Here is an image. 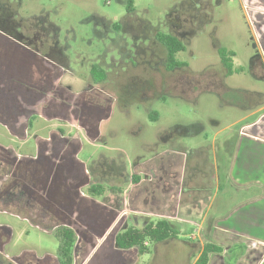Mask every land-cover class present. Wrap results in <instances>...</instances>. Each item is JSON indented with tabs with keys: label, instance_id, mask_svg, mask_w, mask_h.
<instances>
[{
	"label": "rangeland",
	"instance_id": "rangeland-1",
	"mask_svg": "<svg viewBox=\"0 0 264 264\" xmlns=\"http://www.w3.org/2000/svg\"><path fill=\"white\" fill-rule=\"evenodd\" d=\"M125 2L0 0L2 110L13 118L11 114H21L17 95L31 90L34 98L43 97L33 108L32 128L20 125L14 132L0 124V146L12 152L1 153L8 162L0 158L3 256L59 264L55 235L69 227L76 234L72 264H192L200 245L189 244L204 242V236L211 239L213 232L205 230L207 220L198 233L185 221L199 224L211 200L204 197L206 205H188L185 187L207 183L214 212L226 213L240 201L238 195L228 199L225 192L217 193V170L222 169L223 139L247 122L245 94H264L263 72L258 64L252 66L259 62L255 57L264 29H258L251 3L133 0L134 12L128 14ZM157 32L184 43L176 60L188 67L165 71ZM13 40L38 54L11 46ZM219 48L233 53V68L240 67L241 73L224 76ZM46 63L57 67L51 73L55 75L42 73L35 86L17 90L9 81L35 84L37 71ZM93 66L107 74L104 87L94 84ZM149 75L152 84L142 96L139 87ZM134 76L141 78L135 81ZM29 157L40 159L34 167H42L37 184L43 191L35 207L26 209L27 220L4 210L22 208L25 202L18 201L22 187L17 184L27 178L22 160ZM153 176L156 184H150ZM94 184L103 187L102 195L90 194ZM176 188L182 193L176 194ZM137 191L139 197L133 199ZM12 194L15 202L4 204ZM178 202L177 211H170ZM161 218L172 223L177 238L146 245L149 251L142 256L136 249L115 247L114 237L128 227L140 230L146 219Z\"/></svg>",
	"mask_w": 264,
	"mask_h": 264
},
{
	"label": "crops",
	"instance_id": "crops-1",
	"mask_svg": "<svg viewBox=\"0 0 264 264\" xmlns=\"http://www.w3.org/2000/svg\"><path fill=\"white\" fill-rule=\"evenodd\" d=\"M249 2L255 10L253 15L258 29H264V0H249ZM14 44L23 47L30 53L38 54L29 46L20 42L17 43L16 40H13L10 45L14 46ZM258 44L261 50L257 55V60L259 62L255 64L252 63V66H257L258 64L260 72H263L262 76H264L263 39H259ZM55 68L53 66L51 68L47 63L42 66L40 70L37 71L38 73L36 74L35 84L32 82L21 83L11 78L9 81L15 85L16 89L18 88L17 90L28 88L37 85V82L42 80L41 77L38 78L42 73L50 72L48 73V76L51 78L50 76L55 75L51 74ZM45 80H48V77H46ZM262 80L264 81V79ZM261 93L262 92H260V94ZM26 94L27 93L24 92L22 95H17L16 97V102L18 103V105H16L18 106L17 110L21 114L13 116V114L6 110L13 118H10L11 116H5L4 111L2 110L3 102L0 101V124L5 125L9 131L15 132L16 130L18 132L20 125H22V129L32 128L35 119L33 108L40 103H43V97L42 99L38 96L34 98L31 94V90L27 95ZM23 110L25 111L23 112ZM248 111L250 113L244 118L247 122L240 127L232 137H225L223 139V143L220 145L222 146V149H224L221 154L222 169L220 172L219 169L217 170V193L225 192L228 199L238 195L240 196L239 203L234 205L226 213L214 212L212 210V200L214 199V195L206 196L209 189L207 183L203 182L204 184L201 183L199 187L192 186V184H189L188 188L184 186L186 191H183V194L189 193L190 195V203H188V205L199 203L206 205V202L204 203V197L211 200L209 205H206L203 209L204 217L202 215L199 224L188 220L185 221L190 225L189 228H191V230L198 233L203 231V225H205V221L207 220L205 230L213 232V240L212 238L209 239V237L204 236V242L201 241L189 244L197 247L200 245L192 264L195 263L204 244L207 242H210L221 249L220 253L210 255L208 264H264V104L257 108H251ZM20 118L25 120L19 124ZM37 144L39 151L42 142L39 141ZM0 148L4 152H7V155L11 152L10 149L1 146ZM37 158L38 157L23 158L22 165H24L25 168L30 169L31 166L40 164V159ZM18 160L19 159H17L16 162ZM171 163L173 164V162ZM217 168H219L218 164ZM153 169L155 170V167L151 168V170ZM152 178L150 184H156L154 176ZM195 181L196 180L194 179L193 182ZM165 188L166 190L164 193L169 191L171 188L170 184L166 185ZM182 190L183 189H177L176 194H181ZM138 194L139 191L135 192L133 199L139 197ZM12 195V201H10L9 205H12L16 200L14 198L15 194ZM145 199L144 201H146ZM175 205L174 207L171 205L169 210L177 211L179 208V202ZM4 212L8 213L5 210ZM186 214L190 217L192 215V210H189ZM209 215L211 216L209 217ZM175 231L177 230L175 229ZM145 245H147V243H145Z\"/></svg>",
	"mask_w": 264,
	"mask_h": 264
},
{
	"label": "trees",
	"instance_id": "trees-1",
	"mask_svg": "<svg viewBox=\"0 0 264 264\" xmlns=\"http://www.w3.org/2000/svg\"><path fill=\"white\" fill-rule=\"evenodd\" d=\"M125 5H126V11L128 14H131L134 12L133 0H126ZM119 27L120 25H115L116 30H120ZM155 36H156V40L158 41L160 46L163 47L165 51L164 69L166 72H172L173 70H176V69L188 67L185 62H180L176 60V54L184 51L185 49V45L183 42H181L176 36L172 34H163V33L157 32ZM14 38L21 41L18 35L17 37H14ZM217 52L220 58L221 65L223 66L225 70V75H224L225 77H229L233 75L234 73L237 74V73L242 72L241 68H237V69L233 68L231 57L234 55L232 52H228L227 50L220 49V48L217 49ZM90 75L95 85L99 86V85H102L101 83L107 81V74L105 73L104 69H101L100 66H93L90 70ZM134 77L136 78L135 81H138L141 78L138 76L137 77L134 76ZM144 81L145 82L143 84H145V86L139 87L140 89H143L141 93L142 96L146 92L147 90L146 88L151 87L152 83H151L150 75L148 76V80H144ZM123 85H120V88ZM102 86L104 87L105 85H102ZM138 94L140 95L139 90H138ZM244 97L247 100V107L249 109L254 108L257 105L259 106V105L264 104V94H260V93L245 94ZM151 118L153 120H156V117L154 114H153V117ZM1 153L6 154L7 152H4L0 148V158H2V160L4 159L3 160L4 162H8V159L6 158V156L2 155ZM16 164H18V162H16ZM6 166L8 167L7 164ZM41 168H42L41 166H38V167L32 166L30 169H28L27 178L26 179L24 178V181L22 183L17 184V186L22 187L20 192L18 193V196H19L18 201H20L19 203H21V200L25 201L21 204L23 205L22 208L20 207H19L20 209L19 208L18 209H14V208L7 209L6 208L5 211H7L10 214L19 216L22 219L29 220V214L27 213V210H30V209L32 210V208H34L36 205V201L38 203V199L42 197L40 196V194H41V191H43V188L39 187L37 184V178H38L37 171L41 172L42 171ZM103 191H104L103 187L96 185V184L89 187V192L93 196H100L102 195ZM177 234L178 232L175 231L174 227L168 220L158 219L157 221L153 222V221L146 219L145 224L142 227V229L139 230L133 226H130L123 232L117 234L114 237V245L119 250L136 249L137 253L142 256L144 254H147L149 251L145 243H147V245L148 244L151 245L152 243L155 245L164 244L172 239L177 238ZM55 236L59 240V247L57 251V258H58L59 264H72L73 248H74V244L76 241L75 232L69 227H61L57 231V234ZM220 252H221V249L219 247H217L216 245L210 242H207L204 244L199 257L197 258L194 264H208L210 255L214 253H220Z\"/></svg>",
	"mask_w": 264,
	"mask_h": 264
},
{
	"label": "flooded vegetation",
	"instance_id": "flooded-vegetation-1",
	"mask_svg": "<svg viewBox=\"0 0 264 264\" xmlns=\"http://www.w3.org/2000/svg\"><path fill=\"white\" fill-rule=\"evenodd\" d=\"M105 29H106V27H105ZM114 30H116L115 29V25H114ZM132 51H133V55L130 56V54L128 53L127 54L128 58H129V56L133 58L134 53L136 52V49H135L134 46L132 47ZM255 58L257 59V56ZM130 60H131L130 61L131 63H135V60H133V59H130ZM2 201L5 202V203H9L10 201H12L11 196L10 195H6L5 200H2ZM0 264H32V263L26 262V260L24 258H18V259H14L13 260L10 257L3 256V254L0 253ZM34 264H40V263L39 262H35Z\"/></svg>",
	"mask_w": 264,
	"mask_h": 264
}]
</instances>
